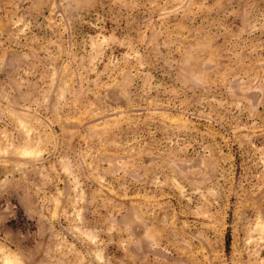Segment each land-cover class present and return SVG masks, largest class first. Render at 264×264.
I'll list each match as a JSON object with an SVG mask.
<instances>
[{
    "label": "rangeland",
    "instance_id": "obj_1",
    "mask_svg": "<svg viewBox=\"0 0 264 264\" xmlns=\"http://www.w3.org/2000/svg\"><path fill=\"white\" fill-rule=\"evenodd\" d=\"M0 264H264V0H0Z\"/></svg>",
    "mask_w": 264,
    "mask_h": 264
}]
</instances>
